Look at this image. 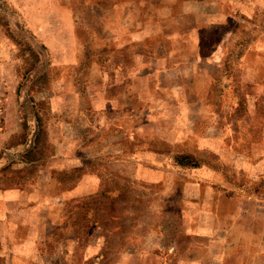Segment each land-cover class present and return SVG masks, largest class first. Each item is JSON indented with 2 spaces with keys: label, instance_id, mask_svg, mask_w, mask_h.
Wrapping results in <instances>:
<instances>
[{
  "label": "crops",
  "instance_id": "0c3cea01",
  "mask_svg": "<svg viewBox=\"0 0 264 264\" xmlns=\"http://www.w3.org/2000/svg\"><path fill=\"white\" fill-rule=\"evenodd\" d=\"M7 1L8 12L21 15L24 27L36 31L44 44L59 46L55 54L62 61L78 60L83 46L94 44L104 46L109 60L119 55L123 63L102 72L115 78L114 84L105 78L98 82L119 88L117 96H108L104 88L95 101L94 111L105 116V125L122 123L128 93L143 102L140 93L146 88L156 94L145 101L149 123L173 111L169 139L190 142L186 154L216 158L215 164L173 161L165 167L161 151L153 147L135 153L139 182L182 190L179 227L167 242L155 232V239L130 249L121 243L109 264H264V112L256 111L264 107V0ZM128 46L134 47L130 57ZM128 58L134 62L131 70ZM235 71L253 78L242 88L253 94L247 104L252 115L242 120L222 115L225 108L236 109ZM213 92L215 102L209 103ZM73 109L74 121L84 118L81 108ZM84 151L72 148L56 157L58 170L87 172L70 190L58 182L52 189L42 182L0 189V264H78L79 252L82 263L108 264L106 243L101 249L96 241L94 211L88 204L82 218L75 211L79 200L89 201L97 188L93 171L79 159L90 157V148ZM176 175L183 181L175 182ZM68 204L76 205L71 213ZM82 221L86 233L80 232Z\"/></svg>",
  "mask_w": 264,
  "mask_h": 264
},
{
  "label": "rangeland",
  "instance_id": "374dc122",
  "mask_svg": "<svg viewBox=\"0 0 264 264\" xmlns=\"http://www.w3.org/2000/svg\"><path fill=\"white\" fill-rule=\"evenodd\" d=\"M30 4L42 5L45 0H31ZM8 6L7 0H0V189L39 182L52 189L58 182L57 186L70 190L72 184L87 172L78 173L70 168L58 170L55 168L56 157L67 154L72 148L85 150L83 154H88L90 148V157L79 159L93 171L97 188L89 201L79 200L75 211L80 212L81 218L87 204L90 212L94 211L96 241L101 249L106 243L107 263L115 260L113 256L121 243L130 249L140 241L155 239V232L167 242L179 227L176 215L182 190H170L163 183L139 182L134 177V154L153 147L161 151L160 158L165 167L173 161L192 166H199L203 160L215 164L216 158L205 157L199 151L186 154L183 150L191 147L190 142L175 143L169 139L174 126L170 115L173 111H167L166 117H160L161 121L155 119L154 124L149 123L147 118L151 110L145 101L156 99V94L146 88L140 93L143 102L135 94L128 93V109L120 111L122 123L116 121L105 125V116L94 111L95 101L99 100V91L103 92L104 88L108 96L119 95V88L102 87L98 82L104 80V70L123 63L119 55L109 60L104 46L94 44L83 46L78 60L62 61L61 56L55 54L59 46L44 44L36 31L24 27L21 15L8 12ZM84 16L89 13L85 12ZM132 48L127 47L129 57L134 51ZM133 63L130 58L125 62L129 70L133 69ZM233 73L234 85L239 88L235 94L238 102L236 109L225 108L222 115L242 120L252 115L253 110L248 109L247 104L253 94L242 88L253 84L248 81L253 78L244 77L240 71ZM105 79L114 84L115 78ZM216 95L215 92L208 94L209 103L215 102ZM74 107L82 109L84 118L74 121ZM256 111L262 113L264 107ZM195 112L199 114V109ZM215 112L211 105L209 113L214 116ZM118 116L117 112L115 117ZM140 121L138 127L132 126ZM124 123L128 126L124 127ZM196 129H200L199 124ZM172 179L183 181L179 175ZM73 205H69L70 213L76 206ZM80 223L83 225L80 232L86 233L87 224ZM89 227L91 229V225ZM81 257L79 252L78 258L82 261ZM81 261L78 264H87Z\"/></svg>",
  "mask_w": 264,
  "mask_h": 264
}]
</instances>
